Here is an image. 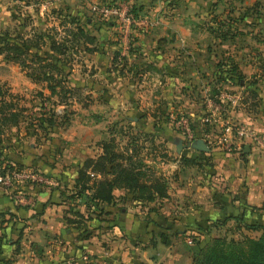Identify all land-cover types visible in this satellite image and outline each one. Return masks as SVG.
Listing matches in <instances>:
<instances>
[{
    "label": "rangeland",
    "instance_id": "374dc122",
    "mask_svg": "<svg viewBox=\"0 0 264 264\" xmlns=\"http://www.w3.org/2000/svg\"><path fill=\"white\" fill-rule=\"evenodd\" d=\"M254 1H257L258 5L252 6ZM111 4L119 5L116 13L100 12L101 7H108ZM247 6L252 7L244 11ZM255 8L259 9L258 15L254 12ZM64 14L76 17L84 30L94 36L92 43L87 45L91 48L90 51H83L80 46L75 54L70 49L68 51L72 57L69 61L70 73L67 76V87L71 93L65 98V103H57L54 106L59 114L62 110L65 111L68 123L55 129L49 139L40 136L41 133H38L37 138L32 133L26 135L21 126L17 130L18 133L15 128L6 130L1 143L2 145L10 143V146L1 152L7 153L8 157L5 158L14 161L8 162L10 172L5 171L3 176L0 175L2 208L11 198L23 201L30 197V192L44 194L46 190L52 188L61 189L63 198L72 182L76 164L85 156L95 155L100 140L108 136L110 129L125 132L124 136L134 131L150 132L152 140L144 142L146 151L158 155L165 148L164 156H155L153 160L150 156L145 158L155 174L168 177L166 173L170 166L164 168V164L177 160L179 153L175 149L178 142L176 140H179L180 150L187 148L186 155L193 153L199 155V162L195 167L202 169L204 166L205 171H208L210 168H207L210 165L208 157L202 156L201 150L188 145L195 139L203 140L209 148L215 144H222L217 137L220 138L221 134L226 133L229 137L240 126V123L236 122L237 119H226V112L231 110L235 114L242 109L246 111L256 109L254 106H257V99L250 95L253 93L251 90L234 84H230L231 88L224 83L216 82L201 70L198 75L195 69H201L208 61L212 65L216 59L201 56L205 45L221 55L223 51L232 54L237 50L236 55L239 56L247 83L257 80L263 82L264 68L259 57L264 54V0H0V30L21 35L34 31H55V37L61 38L65 34L62 31ZM223 14L237 17H243L245 14L247 21L253 23L243 24L238 21L231 30L234 37L220 45L217 40L219 37L211 32L210 27H213L211 18L215 15L219 18ZM155 26L158 28L157 31L164 35V40L154 45L156 58L148 59L142 54H138L134 59L125 56L132 50L138 52L134 50L140 47L137 42L134 43L135 37ZM166 39L168 41L165 42ZM195 42L200 43L198 47ZM152 49L150 53H153ZM42 50L49 53L46 48ZM197 50L199 56L190 57ZM187 52L190 56H186ZM55 56L56 54H52L51 58L54 59ZM63 65L66 69V65ZM138 66L147 72L139 75L135 69ZM169 73H173V81H170ZM203 81L207 89L202 88ZM169 82H174L173 87L165 89V85H170ZM0 83L22 97L18 103L26 107V112L34 110L35 104L39 101L34 95L35 91L41 90L43 94H48L44 82L31 81L25 75L24 69H20L10 60H5L2 54ZM220 92L226 93L229 97L234 94L236 97L234 104L225 97L219 98ZM51 99H56V95H52ZM44 103L47 108L49 102ZM212 105L218 110L216 117L208 116L207 109ZM128 115H138L139 119L137 122L128 120ZM124 136L118 133L115 136L116 141L123 143ZM3 156L2 154L0 158ZM174 163L180 164L178 160ZM2 164H5L4 161L0 163V168ZM61 181L66 182V188L61 187ZM40 194L35 196H42ZM32 201L34 200L30 198L24 206L30 205ZM64 201L65 208L67 201L65 199ZM45 202L47 201L45 200L44 204ZM93 214L91 213L92 218L104 222L92 226L96 223L87 219L82 222L80 228L74 229L76 234L70 230L71 233L67 235L63 229L58 233L44 234L45 245L42 250L48 251L45 257L52 253L51 260L47 258L45 264H63L65 260L67 261L64 264L74 262L80 264L78 259L84 261L82 264L97 263L99 259L106 263L105 260L116 257H111L110 252L104 254L100 252L98 255L84 252L85 250L77 244L89 237L104 250H108L112 240L118 238H125L123 240L129 243L136 241L133 237L127 239L123 235L115 239H112L111 234L102 235L100 230L107 232L109 227V213L98 217ZM13 218L15 223H18L17 215ZM64 226L71 227L67 224ZM204 229L202 227V231L196 232L197 234L169 230V236L173 243L178 242L180 246L186 245L185 237L188 234L197 237L201 245L209 243V238L215 235L224 236L226 239L239 237V234L243 233L256 236L254 232L237 229L230 221L222 226H214L210 229V234ZM24 233L26 237L22 236L24 240L22 238L21 245L27 246L28 243L25 241L30 238V232L27 230ZM15 235L14 231L8 237ZM155 235L157 234H151L153 237ZM66 240L68 243L64 245ZM142 243L146 246L151 244L149 235H146ZM38 247L39 245L32 240L28 248L34 257L28 259L26 249L23 251L25 254L20 256L19 264H42L41 261L46 258L38 251ZM72 250L76 252L73 253ZM78 255L83 257L80 258ZM40 256L43 258L40 259ZM126 256H130L129 253ZM56 258L61 260L58 261Z\"/></svg>",
    "mask_w": 264,
    "mask_h": 264
},
{
    "label": "trees",
    "instance_id": "16d2710c",
    "mask_svg": "<svg viewBox=\"0 0 264 264\" xmlns=\"http://www.w3.org/2000/svg\"><path fill=\"white\" fill-rule=\"evenodd\" d=\"M256 5L258 3L254 1L252 6ZM252 6L245 7L244 11L251 9ZM258 10L255 8L256 15L259 14ZM246 18L245 14L243 17L223 14L219 18L215 15L211 18L213 27H210V30L219 39L231 38L234 36L231 30L238 21L243 24L253 23ZM62 31L65 34L59 38L55 37V31H34L21 35L0 30L2 57L24 69L25 75L31 81L44 82V87L48 91L47 95L41 90L35 91L34 95L39 101L35 104L34 110L26 112V107L18 103L22 97L12 93L0 83V156L4 155L0 158V163L2 161L5 163L0 168L1 176L5 171L10 172L11 167L8 162L14 161L5 158L8 157L7 153L1 152L10 146V143L5 145L1 143L7 129L15 128L18 133L17 130L21 126L26 135L32 133L37 138L38 133H41L40 136L49 139L55 129L68 123L65 111L62 110L59 114L54 109L57 103H65V98L71 93L70 88L67 87L69 61L72 59L68 51L70 49L75 54L79 46L83 51H90L91 48L87 45L92 43L94 36L84 30L76 17L68 14L62 16ZM41 48H46L49 53H45ZM52 54H56L54 59L51 58ZM259 60L264 68V54ZM63 64L66 65V69ZM211 76L218 83L238 86L248 84L237 64L228 58L221 57L214 61ZM52 95H56V99H51ZM45 101L49 102L47 108ZM117 131L120 136H124L125 132L110 129L108 136L99 142V152L93 156L83 157L77 165L68 192L63 196L67 203L62 211V218L67 226L77 229L82 226V222L92 218L91 213H94L95 217L108 213L107 206L113 202L112 190L115 188L126 190L131 193L132 200L140 203L166 196L167 177L163 174H155L151 165L145 160L147 156H150L151 160L155 156H164L165 148L158 155L147 152L144 142L151 141L152 136L150 132L142 131L130 132L124 136L123 143H118L115 137L118 135ZM185 150L187 149L184 148L179 152L177 160L180 164L195 165L199 162L197 153L186 155ZM13 217L11 211L0 210V264H13V256L18 252L22 227L14 238L7 237L4 232V228L9 224L10 228H13ZM230 218L233 219L237 229L242 227L247 230H257L258 235L249 236L243 233L239 234V237L228 239L215 235L209 238V243L201 245L197 237L188 234L190 242H185V248L189 252L190 264H264V224L243 222L230 216L224 219L217 218L211 221V224L222 225ZM199 229L202 231V226ZM158 238L162 243L168 241L164 233H159ZM7 243L13 246L9 253L3 248Z\"/></svg>",
    "mask_w": 264,
    "mask_h": 264
},
{
    "label": "crops",
    "instance_id": "0c3cea01",
    "mask_svg": "<svg viewBox=\"0 0 264 264\" xmlns=\"http://www.w3.org/2000/svg\"><path fill=\"white\" fill-rule=\"evenodd\" d=\"M157 29L158 28L155 26L145 30L146 33L135 37L136 40L134 43L137 42L140 47L139 49L135 48L134 50H138V52L132 50L129 54H125V56L134 59L135 56L138 57V54H142L148 59L156 58V52H154L156 48H154V45L157 42L161 43V41L164 40V35L160 34ZM228 39L230 38H218L217 40L221 43L220 45H222V43ZM166 41H168V39H166L165 42ZM199 44L200 43L196 44L195 42L196 47H198ZM151 48H153L151 50L153 53L149 52ZM201 52V56L206 59L212 57L216 59H218L217 57L228 58L237 64L241 72H244L241 69L239 56L236 55V52H238L237 50L232 54H229L228 51H223V55L225 54L223 57V55L218 54L216 51H212V49H209L208 46L205 45ZM199 54L200 53L197 50L195 54L193 52L192 56L187 52L186 56L198 57ZM135 69L139 75L147 72L144 68L141 70L140 66ZM198 69L199 68L195 69V73L198 75L201 70L202 73L211 76L213 64H209L208 61L207 65L199 70ZM168 75L170 81H173V73H169ZM169 83L170 85H165V89L173 87L174 82ZM198 83L196 84L198 85ZM263 83L264 81L257 80L254 83L251 82L248 85L239 86L247 88L249 91L253 90V93H250V95L254 96L255 100L257 99V106H254L256 109L254 111H246L245 109H242L235 114L229 110L226 112V119H237L236 122L240 123V126H244L256 132L264 131ZM224 84L232 88V85L229 83ZM202 88L207 89L204 81L202 82ZM221 93L222 92L219 94ZM224 97L231 100L234 104L236 98L234 94L230 97L229 95ZM253 100L254 99L252 98V101ZM207 110L209 112L208 116L216 117L218 110H216L215 106L212 105V107ZM128 116V120L134 122H137L139 119L138 115ZM225 135L228 137L227 133ZM205 136H208V134H205ZM217 138H219V136ZM226 140L229 139L226 138ZM244 147L242 151H239L234 147L227 152L223 150L221 144H215L210 147L208 151L201 150L203 151L201 155L206 158L208 157L210 163L207 167H210L208 171H205L203 164L202 169L195 167L196 165L175 164L174 162H177V160L170 164H164V168L170 166V169L167 170L166 173L168 174L166 196L161 199L143 201L140 203L132 200L131 193H128L126 190L122 188L113 189V202L107 206L109 213V227L107 228V232H102V230H100V232L102 235L104 233L113 235L112 239L121 235L126 238L133 237L136 239L134 242L135 244L126 242V240H123L125 238H118V240H112L111 246L108 250H104L97 242L90 239L88 236L89 238L82 239V242L80 241L77 245L84 249V252L86 253L90 252L98 255L100 252L103 254L110 252L111 257L116 256L115 258L105 260L106 263H103L102 259H99L97 263L93 262L91 264H190V256L185 246H180L178 242L173 243L169 236V230L178 233H181V231H184V233H195L201 232L199 228L202 226L205 228V232L210 234V229L217 226L212 225L211 221H214L217 218L224 219L229 216L237 218L238 220L240 219L243 222L264 224V155L259 154L248 145L246 151L244 150ZM99 150L98 147L95 154L99 152ZM77 165L78 163L76 164L75 169L77 168ZM170 172H172L171 175H169ZM73 177L74 174L72 178ZM60 184L61 187L66 186V182L64 181H61ZM60 192L61 189L57 190L55 188H52V190H46L44 194L30 192L31 195L26 200L22 201L21 199L16 200L11 198L8 202L6 201L4 204L5 206L3 205L4 208L0 206V210H8L14 215H17L18 223H15V219L13 218V228H10V224L4 228L7 237L14 231L17 234L22 227V233L18 245L19 248L18 252L13 256V264H19L22 255L25 254L23 251L26 249V256H29L28 259L34 257L32 251L28 248L32 240L39 245L38 250H40V253L44 254V258L46 259H43L41 262L42 264H45L47 258H49L48 260H51L52 253L49 254V257H45L48 251L42 250L45 245L44 234L50 232L53 234L58 233L62 229L66 234L71 233L72 231H74L75 234L77 233L74 230L75 228L64 226L65 222L62 218V211L64 209L65 201ZM35 194H40L42 196L37 197ZM60 197L62 199H60ZM30 198L34 201H32L30 205L24 206L29 202ZM45 200L47 202L44 204ZM262 206L263 208H261ZM21 213L25 215H22ZM90 221L96 223V225L92 224V226H97L100 222H104L98 221L95 218L90 219ZM227 221L233 222V219L230 218L226 220L225 223ZM225 223L222 225H225ZM150 224L151 226L149 227L148 225ZM240 228L245 231L254 232L256 235L259 233L257 230ZM27 230L30 232V238L25 241L28 244L27 246L21 245L26 237L24 232ZM152 233L157 235L153 237L151 236ZM159 233H164L167 236V243H162L159 239L156 240ZM146 235H149L151 240L149 246L142 243V241L146 239ZM22 236H24V238ZM67 243L68 241L66 240L64 245ZM12 247L13 246L9 243L3 246L6 253H9ZM69 248L70 247L68 246L67 250H69ZM75 252L76 250L73 251V253ZM127 253H129L130 256H126ZM65 255H67V253H65ZM78 257L81 258L83 256L78 255ZM36 258L37 257H35V259ZM41 258L43 257L40 256V259ZM56 260L60 261L61 258H56ZM66 261L67 260H65L64 263H66ZM78 262L82 264L81 262L84 261L78 259ZM72 264L78 263L74 262Z\"/></svg>",
    "mask_w": 264,
    "mask_h": 264
},
{
    "label": "built area",
    "instance_id": "2783aa9c",
    "mask_svg": "<svg viewBox=\"0 0 264 264\" xmlns=\"http://www.w3.org/2000/svg\"><path fill=\"white\" fill-rule=\"evenodd\" d=\"M119 9V5H109L108 7H101L100 12L102 14L107 13H116ZM226 93L219 94V97L226 96ZM209 102V101H208ZM217 116V113H216ZM228 138L229 140H226ZM220 141L223 150L230 151L232 148H236L239 151H242L244 145H248L251 149L255 150L261 155H264V131L256 132L251 129H248L244 126H238L233 134H230L229 137H226L225 134L221 135L220 138H217ZM185 242H190V237H185Z\"/></svg>",
    "mask_w": 264,
    "mask_h": 264
},
{
    "label": "water",
    "instance_id": "95a60500",
    "mask_svg": "<svg viewBox=\"0 0 264 264\" xmlns=\"http://www.w3.org/2000/svg\"><path fill=\"white\" fill-rule=\"evenodd\" d=\"M178 142H176V152L179 153L180 151V144H179V140H177ZM188 146L197 149V150H204V151H208L209 147L204 143L203 140L201 139H195L193 140ZM247 145H245L244 150L246 151L247 149Z\"/></svg>",
    "mask_w": 264,
    "mask_h": 264
}]
</instances>
